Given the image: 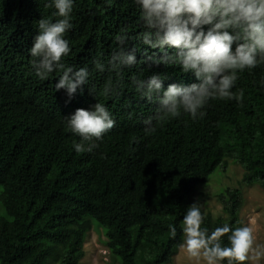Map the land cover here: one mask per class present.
Here are the masks:
<instances>
[{
    "label": "trees",
    "instance_id": "16d2710c",
    "mask_svg": "<svg viewBox=\"0 0 264 264\" xmlns=\"http://www.w3.org/2000/svg\"><path fill=\"white\" fill-rule=\"evenodd\" d=\"M49 3L0 0V264H79L93 227L103 230L110 264H170L194 202L209 231L241 226L240 187L218 193L224 215L214 217L200 186L232 160L244 170L241 183L264 189V64L239 74L233 91L243 90L242 102L210 101L202 119L185 114L147 135L143 120L154 105L140 98L132 77L159 73L168 77L165 88L197 81L179 66H148L154 50L138 39L143 27L134 0H74L64 62L92 75L83 93L56 92L59 74L37 79L29 53L36 21L56 11ZM121 34L138 62L123 70L119 94L105 98L99 92L108 74L95 73L93 61L106 62ZM96 100L116 124L92 153L78 154L79 137L65 132V117ZM169 224L177 227L175 239Z\"/></svg>",
    "mask_w": 264,
    "mask_h": 264
},
{
    "label": "clouds",
    "instance_id": "9594fccd",
    "mask_svg": "<svg viewBox=\"0 0 264 264\" xmlns=\"http://www.w3.org/2000/svg\"><path fill=\"white\" fill-rule=\"evenodd\" d=\"M140 10L143 31L138 39L154 50L145 61L151 68L179 66L191 74L190 84L170 83L168 77L153 73L147 79L132 77L140 98L154 105V114L143 120L144 132L151 135L171 120L187 114L193 121L202 119L210 101L242 102V89L233 91L239 74L264 64V0H134ZM52 17L36 21L38 34L29 53L34 75L40 81L58 73L55 91L63 89L69 98L83 93L92 73L87 67L74 69L64 62L71 53L65 38L72 29L74 0H51ZM53 17H56L53 19ZM115 48L106 62L93 61L95 73H107L99 95L119 94L123 70L137 64L135 48H128V37H117ZM174 49V51H169ZM96 99V88L88 87ZM97 101V100H96ZM65 132L79 137L75 151L92 153L105 134L116 124L105 103L97 101L89 109L77 108L65 117ZM204 215L196 202L190 204L181 221L183 234L179 249L192 264H258L264 259V245L256 243L251 226L232 227L225 223L209 231L202 227ZM175 239L177 227L168 226ZM227 237V244L224 243Z\"/></svg>",
    "mask_w": 264,
    "mask_h": 264
},
{
    "label": "rangeland",
    "instance_id": "374dc122",
    "mask_svg": "<svg viewBox=\"0 0 264 264\" xmlns=\"http://www.w3.org/2000/svg\"><path fill=\"white\" fill-rule=\"evenodd\" d=\"M243 174V168L230 160L225 168H219L210 175L207 182L200 186L205 194L204 207L214 217L223 216L222 203L218 198V193L227 187H240L243 194V205L240 211L241 226H251L254 230L256 243L264 245V189L257 184L241 183ZM84 252L79 264L111 263L106 237L102 229L93 227L88 232L84 243ZM170 264H192V262L178 248ZM258 264H264V259H261Z\"/></svg>",
    "mask_w": 264,
    "mask_h": 264
}]
</instances>
